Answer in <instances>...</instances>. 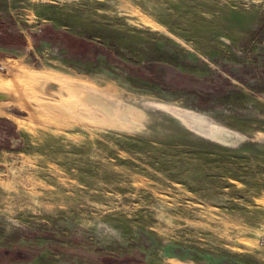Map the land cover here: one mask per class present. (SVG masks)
Masks as SVG:
<instances>
[{
  "label": "rangeland",
  "instance_id": "374dc122",
  "mask_svg": "<svg viewBox=\"0 0 264 264\" xmlns=\"http://www.w3.org/2000/svg\"><path fill=\"white\" fill-rule=\"evenodd\" d=\"M0 18L28 41L0 46V264H264V0Z\"/></svg>",
  "mask_w": 264,
  "mask_h": 264
},
{
  "label": "trees",
  "instance_id": "16d2710c",
  "mask_svg": "<svg viewBox=\"0 0 264 264\" xmlns=\"http://www.w3.org/2000/svg\"><path fill=\"white\" fill-rule=\"evenodd\" d=\"M8 25H10V22L8 23L0 18V46H3L5 48L25 49L28 46L26 37L21 32L11 30ZM42 33L49 40H55L57 39L56 37H60L59 39H65L70 44H73L74 42L76 44L77 42H79L80 44H85L88 47H91L97 53H107V51H105V49L99 46L97 43L85 38H81L69 31H63L60 34H56V32H54L50 26H45L42 29ZM51 34L53 36H50ZM23 251L24 250L21 249L14 255L10 250L5 249L4 253L8 255V258L10 259H22L23 257L18 254L24 253Z\"/></svg>",
  "mask_w": 264,
  "mask_h": 264
},
{
  "label": "water",
  "instance_id": "95a60500",
  "mask_svg": "<svg viewBox=\"0 0 264 264\" xmlns=\"http://www.w3.org/2000/svg\"><path fill=\"white\" fill-rule=\"evenodd\" d=\"M1 96V95H0ZM1 97H4L3 95Z\"/></svg>",
  "mask_w": 264,
  "mask_h": 264
},
{
  "label": "bare ground",
  "instance_id": "6f19581e",
  "mask_svg": "<svg viewBox=\"0 0 264 264\" xmlns=\"http://www.w3.org/2000/svg\"><path fill=\"white\" fill-rule=\"evenodd\" d=\"M1 96H2V95H1ZM1 96H0V97H1Z\"/></svg>",
  "mask_w": 264,
  "mask_h": 264
}]
</instances>
